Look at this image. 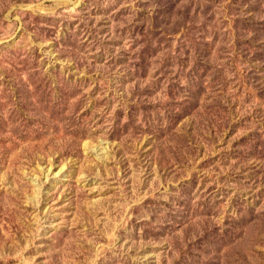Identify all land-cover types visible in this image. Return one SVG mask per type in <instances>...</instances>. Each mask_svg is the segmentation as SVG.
I'll return each mask as SVG.
<instances>
[{
	"label": "rangeland",
	"instance_id": "rangeland-1",
	"mask_svg": "<svg viewBox=\"0 0 264 264\" xmlns=\"http://www.w3.org/2000/svg\"><path fill=\"white\" fill-rule=\"evenodd\" d=\"M0 264H264V0H0Z\"/></svg>",
	"mask_w": 264,
	"mask_h": 264
}]
</instances>
